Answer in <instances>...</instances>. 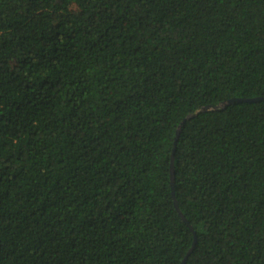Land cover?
I'll list each match as a JSON object with an SVG mask.
<instances>
[{"label":"trees","instance_id":"obj_1","mask_svg":"<svg viewBox=\"0 0 264 264\" xmlns=\"http://www.w3.org/2000/svg\"><path fill=\"white\" fill-rule=\"evenodd\" d=\"M259 95L264 0H0V264H264Z\"/></svg>","mask_w":264,"mask_h":264},{"label":"water","instance_id":"obj_2","mask_svg":"<svg viewBox=\"0 0 264 264\" xmlns=\"http://www.w3.org/2000/svg\"><path fill=\"white\" fill-rule=\"evenodd\" d=\"M260 99H264V95H259V96H254V97H249V98H230L226 101H223L217 105H205L203 106L202 108H200L199 110L200 111H205V110H208V109H217V108H221L223 106H225L226 104H229V103H233L235 101H256V100H260ZM197 113V111L193 112V113H189L179 124V126L177 127V130H176V135H175V141L177 140V137H178V133H179V129H180V126L183 124L184 120L186 118H189L191 116H194L195 114ZM173 152H174V147L172 149V153H171V157H170V183H171V186L173 188L174 186V165H173ZM172 196H173V199H174V204H175V207L178 211V213L182 216V218L186 220V218L184 217L183 213L181 212V210L179 209L178 207V204H177V201L175 199V196H174V192L172 190ZM191 248L189 249L188 252H190ZM181 264H184V259L181 261Z\"/></svg>","mask_w":264,"mask_h":264}]
</instances>
